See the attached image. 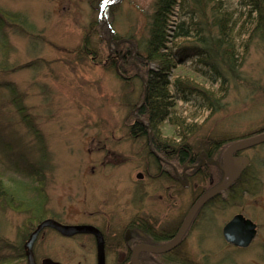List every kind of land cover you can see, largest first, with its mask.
I'll return each mask as SVG.
<instances>
[{
    "label": "rangeland",
    "instance_id": "obj_1",
    "mask_svg": "<svg viewBox=\"0 0 264 264\" xmlns=\"http://www.w3.org/2000/svg\"><path fill=\"white\" fill-rule=\"evenodd\" d=\"M228 1L233 11L248 12L247 3H243L246 1ZM154 2L0 0V9L20 14L26 21L25 27L20 26L21 30L11 25L4 30L8 51L0 46L2 139L12 144L15 151H20V155L24 154L30 163L38 164L43 160L34 136V131L38 130L49 153L46 166L42 163L43 183L37 185L32 178L12 169L0 148V179L8 187L28 189L24 195L33 200L36 199L33 188L43 187L45 216L41 221L89 224L102 230L106 264H131L133 245L125 238L127 228L135 220L144 222L143 231L172 237L161 245L171 242L205 185L195 181L187 184L184 169H169L164 164L156 166L147 153L151 139L147 142L131 136L128 120L136 113L127 101L130 100L131 105L142 103V82L140 78H133L134 74H124L130 80L123 79L108 60V55L119 53L118 49L131 48L134 54L139 52L136 46L146 41ZM175 12L177 24L182 14ZM241 18L251 27L248 16ZM247 27L239 26L234 32L241 46L248 39ZM86 36L96 51L95 56L75 53ZM1 37L0 33V40ZM241 51L245 53L240 84L226 88L219 80L191 74L198 90H208L219 100L217 108L220 110H209L195 91L185 95L180 92L182 95L172 98L175 105L172 114L184 126L195 130L186 137L189 145L201 150H212V146L217 145L223 148V159L232 143L264 131V42L256 41L246 51L240 47ZM38 59L44 63L31 64ZM194 64L195 59L188 61L185 71L176 70L169 81L173 83L178 76L186 77L188 68L192 69ZM10 86L22 96L32 130L21 121L10 101ZM170 94L175 95L174 89ZM174 123L167 120L159 128L163 138L177 141L184 136L182 127ZM240 152L249 161L244 190L227 205L213 204L199 209L182 242L170 251L179 264L185 261L190 264H264V143ZM228 169L226 163L225 170ZM13 204L10 206L0 200V256L11 258L10 264H27L24 244L41 221L29 223L35 218L23 208L22 212L17 211L19 203ZM236 214L244 215L259 228L246 249L228 244L222 234L223 226ZM29 225L35 228L24 240ZM19 246H22V256L14 251ZM34 254L37 264H42L44 259L58 264H97L94 236L65 237L52 228L40 232L34 243ZM160 255L141 254L138 258L149 259V264H164Z\"/></svg>",
    "mask_w": 264,
    "mask_h": 264
},
{
    "label": "trees",
    "instance_id": "obj_2",
    "mask_svg": "<svg viewBox=\"0 0 264 264\" xmlns=\"http://www.w3.org/2000/svg\"><path fill=\"white\" fill-rule=\"evenodd\" d=\"M244 1H246L243 2L244 4L247 3L245 7L248 12L242 14V12L233 11L228 0H155L153 12L146 28L148 34L146 41L143 40L140 45L136 46L139 47V52L134 54L131 48L127 49L128 51L118 49L117 55H108L109 62L111 61L112 65L117 68V74L123 76V79L130 80L124 74L128 76L134 74L133 78H140L142 82L144 94L142 103L138 102L131 105L132 102L127 101L128 105L134 109L132 112L135 111L136 113L135 116L131 114L128 120L131 136L145 139L147 142L151 139L147 153L154 159L156 166L159 167L164 164L169 169L174 167L184 169L185 178L188 179L187 183L194 181L204 183V187L199 191V196L217 184L222 177V168L217 162L225 166L222 158L223 148L214 145L212 150H201L198 146H190L186 137L195 133V130L191 126H184L182 121L172 114L175 110L172 98L177 97V94L182 95L181 93H183L185 95L195 91L202 96V101L207 108L216 112L220 110L217 108L219 100L213 98L212 92L208 90H203V92L198 90L192 82L193 76L191 74H199L209 80H219L220 84L226 88L231 84H240L245 53L240 52V47L246 51L250 44L256 41L264 42V0ZM176 10L182 14L181 21L177 24L174 22L176 21L174 20ZM243 16L249 17L251 27L250 25L247 27L242 21L241 17ZM10 25L18 29L20 26L25 27L24 16L0 9V33L2 35L0 46L4 51L9 50L4 30ZM239 26L241 29L244 26L248 28L245 31L248 39L242 46L234 35ZM128 41L132 43L130 40ZM77 50L75 53L83 52L89 56L96 55V51L91 47V42L87 36L83 40V45ZM193 59H195L194 67L192 69L187 67L190 74L189 72L186 73V77L182 79L178 76L173 83L169 81L176 70L185 71L187 62ZM38 63L44 62L38 59L32 61L31 64L36 65ZM150 64H153L154 67H151ZM138 72L142 74H140L141 77L137 74ZM8 89L11 96L10 101H12L21 121L33 129L30 124L31 117L28 118L29 115L26 112L27 109L21 94L14 86H10ZM172 89L175 91L173 96L170 94ZM167 120L172 123L175 121L174 124L182 127L183 132H185L183 136L185 139L181 136L182 138L173 141L162 137L159 128ZM31 128L30 130H32ZM34 136L43 159L38 164L30 163L24 158V154L20 155V151H15L12 144L5 142L4 137L2 139L1 132L0 148L11 162L12 169L24 176L26 175L29 179L32 178L35 180L33 183L40 185L43 183L44 167L46 166L44 163L47 161L49 153L45 147L44 138L38 130L34 131ZM246 171L247 169L224 194L216 196L201 210L213 204H229L230 199L232 200L236 194L244 190ZM37 177L39 179H36ZM42 188L38 186L33 188V192L36 194V199L33 200V198H27L24 195V191L26 192L28 189L23 190V186L8 187L0 179V200L11 204L10 206H14V202L19 203L15 209L20 211L23 208V210L28 211V214L35 218L29 223L37 224L45 216L42 208L44 207L41 197L44 193ZM34 228L33 225L29 227V232L24 240ZM145 233V241H150L155 245L164 244L172 238L159 237L150 230L145 231ZM7 246L10 244L7 243ZM14 251L21 253V256L23 255L22 246L17 247ZM172 254L173 252H168L158 257L164 258V264H179ZM11 261V258L7 256H0V264H10ZM181 264L190 263L185 261Z\"/></svg>",
    "mask_w": 264,
    "mask_h": 264
},
{
    "label": "water",
    "instance_id": "obj_3",
    "mask_svg": "<svg viewBox=\"0 0 264 264\" xmlns=\"http://www.w3.org/2000/svg\"><path fill=\"white\" fill-rule=\"evenodd\" d=\"M261 143H264V132L259 135L231 144L225 152V160L228 163L229 169L226 170V175H224L222 181L195 201V203L189 210L181 228L171 242L163 246L139 245L135 247L132 252L131 264H140L138 258L140 253L145 252L151 254H163L166 252H170L175 247H177L182 242L184 234L190 222L197 214L199 209L208 201L213 199L216 195L224 191L229 185L234 183L241 172L247 167V158L235 157L234 155L240 151L252 148ZM45 228H52L65 237H72L79 234L93 235L96 239L97 244V264H106L105 240L102 232L98 228L92 225H66L53 219H46L41 221L37 225L35 230L30 234L28 240L25 242L24 251L27 259V264H37L34 255V243L37 240L40 232ZM256 233V224L242 214L233 216L222 229V234L225 241L240 248L248 247L255 238ZM42 264L58 263L50 259H44L42 261Z\"/></svg>",
    "mask_w": 264,
    "mask_h": 264
},
{
    "label": "flooded vegetation",
    "instance_id": "obj_4",
    "mask_svg": "<svg viewBox=\"0 0 264 264\" xmlns=\"http://www.w3.org/2000/svg\"><path fill=\"white\" fill-rule=\"evenodd\" d=\"M235 157H242L241 156V152H238V153H236L235 155H234ZM219 163V167L220 168H222L221 170H222V172H223V175H222V177L224 178V175H226V168L224 169L223 167H221L222 165H221V163L220 162H218ZM248 163H249V161H248ZM248 167H249V165H247ZM222 178V179H223ZM188 184V183H187ZM202 193H205V192H202ZM203 195V194H202ZM141 223H143V224H141ZM146 223V222H145ZM183 223V222H182ZM144 225V222L143 221H137V220H135L134 222H133V224L131 225V226H129L128 228H127V237L125 238L126 240H127V242H129V243H131L132 245H133V247H132V250H130V253L132 254V252H133V249L135 248V247H137V246H139V245H142V244H146V245H155L154 243H152V242H150V241H145V237H146V233L142 230V228L143 227H146V226H143ZM182 225V224H181ZM180 227L181 226H179V227H177V229L175 230V232L177 231H179V229H180ZM137 228V229H136ZM258 226H257V232H258ZM258 234V233H257ZM131 237H130V236ZM91 237V236H90ZM137 237L138 238H143V240L142 241H140L139 239H137ZM135 238V239H134ZM128 249H130L129 247H128ZM237 249H239V248H237ZM141 254H144V253H141ZM141 254L139 255V257H141ZM139 261H140V263L141 264H149V262L151 263V261L148 259V260H144L143 258L141 259V258H139Z\"/></svg>",
    "mask_w": 264,
    "mask_h": 264
}]
</instances>
